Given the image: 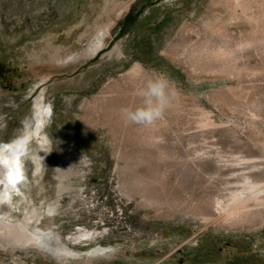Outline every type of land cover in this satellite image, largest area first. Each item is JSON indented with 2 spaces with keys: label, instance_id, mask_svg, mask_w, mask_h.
Here are the masks:
<instances>
[{
  "label": "rangeland",
  "instance_id": "1",
  "mask_svg": "<svg viewBox=\"0 0 264 264\" xmlns=\"http://www.w3.org/2000/svg\"><path fill=\"white\" fill-rule=\"evenodd\" d=\"M236 1L0 0V141H10L23 126L20 120L36 98L51 105L44 180L68 154L65 171L83 189L79 197L64 194L59 211L40 225L54 226L77 251L114 248L74 264H264V220L233 226L218 219L217 206L239 174L252 171L264 180V165L248 170L214 155H261L256 144L264 141V82L247 78L242 86L248 97H239L230 90L233 79L196 73L187 60L207 41V20L217 28L223 24L233 42L264 30V0H238L232 22L229 7ZM108 24L104 45L89 55L96 30ZM176 45L186 49L173 60ZM251 54L249 64H260V55ZM136 65L141 75L131 76ZM159 72L176 84L182 105L172 104L149 127L125 123L121 109L140 106L138 91ZM253 103L262 118L252 128ZM196 107L218 125L202 126ZM151 132L157 137L148 142ZM210 149L214 157L203 154ZM81 230L99 235L74 242ZM7 247L0 244V264L70 262L34 248Z\"/></svg>",
  "mask_w": 264,
  "mask_h": 264
},
{
  "label": "bare ground",
  "instance_id": "2",
  "mask_svg": "<svg viewBox=\"0 0 264 264\" xmlns=\"http://www.w3.org/2000/svg\"><path fill=\"white\" fill-rule=\"evenodd\" d=\"M230 1L232 2V0ZM218 3H215L213 6L218 5ZM239 5L240 3L238 0L230 5L229 12L231 11V21L235 19L234 9ZM120 14L121 13H119V15ZM236 16L238 17V15ZM212 24L210 23V20H207L206 26H208L210 29V32L207 35V41L204 40L205 42L196 45L194 51L187 55V60L194 68L196 73L209 74L212 79H233L236 85L234 87L232 86L230 90L234 95L239 94V97H245L247 94H249V92L247 91V88L242 86V83L245 82L247 78L254 75L256 80L264 82V30H254V32H252V34H250L251 36H248V38H241V40L233 42L234 40L232 41L228 38V34H224L222 32L221 26L223 24L219 26L220 28H217L216 24V27L211 26ZM111 26V24H108L96 30V34L93 36L88 46L87 53L89 55L95 54L104 45L106 36L109 35V28ZM224 30L225 29H223V31ZM185 49L186 45L183 47L176 45L171 51L173 60L179 59L180 55L182 54L183 50L185 51ZM253 52H256L258 53L257 55H260L261 61L260 64L251 66L248 60L253 58L251 54ZM139 74L140 68L136 65L132 68L131 76L136 77ZM200 76L202 75H198L197 78ZM252 78L253 77H251V79ZM182 96L183 95L177 93V97L173 104L178 106L180 104L182 105ZM220 96H222V94ZM220 96L213 98L215 103H218V100H221V98L224 97L222 96L220 98ZM243 101H245V99ZM221 102H223V100ZM228 105L230 104L228 103ZM248 105L250 104H247V106ZM256 105L253 103L254 110L252 109L253 113L251 112L252 110H250L252 115L248 120V124L252 128L257 125L255 119L259 116V109L257 110L258 105ZM31 109L32 111L25 114V116L20 120V122L23 123V126L13 132L12 139L8 142L0 141V151H2L4 145H13L18 141L26 140V146L22 155L23 170L26 179L22 184L17 185L21 192L20 196H17L11 189L7 188V173L3 167H0V180L4 181L3 184H0V201H7V205L5 203H0V244H7V248L13 251H15L17 248H23V250H25L24 248H34L35 250H39L40 252L46 254V256L54 258L57 262L59 259L61 261L69 259L70 262H67L68 264H74L80 261L87 263L94 258L109 255L110 251L114 250V248L111 246H94L87 252L71 249L64 241L63 237L56 230H54V226L52 227L47 224L40 225L42 219L46 215L56 214L59 211V207H61L60 202L64 194L68 193L73 194L74 197H79L81 195L80 191L83 189V187H77V183L73 184L70 174L65 171L64 166L70 160V155L68 154L61 158L60 163H58L56 166V172L52 179L47 181L44 180V174L48 167V159L50 155V146L48 145L49 141L44 130H46L45 125L47 124L48 117L51 113V105L44 104L42 97H38L34 100ZM196 110L201 116L200 123L202 126L212 127L218 125V123L212 120V118L209 116V112L199 107H196ZM236 111L239 110L236 109ZM225 114L227 115L226 112ZM245 114L242 115L245 116ZM155 137L157 136H153L152 134L149 138H147V140L149 139L148 142H152ZM256 146L261 151L260 156L249 154L241 155V152L239 151L230 152V159H226L227 153L223 152V150L217 151L214 155H216L217 161H223L224 159L231 160L237 165H243L244 169H254L260 165H264V163L253 162L254 159L264 158V141H262L261 144H256ZM193 149H195V147ZM209 151H204L203 154L210 155L212 150L211 152ZM211 155L214 157L213 153ZM195 159H199V157ZM75 160H77V158ZM126 168H129L130 170L133 169L132 167ZM251 172L243 173L241 175L239 174V176H237V180L234 181L236 187L230 189V192L226 196L227 198L224 196L226 199L221 200L223 197L219 199L217 205L219 210L218 219L222 222L233 225L245 222H255V220L258 222V219L264 220V180L256 179L257 177L255 178V175H253ZM133 179L132 181H134ZM136 182H138V180ZM200 212L202 213V211ZM98 235L99 233H94L93 231L91 232L89 230H81V232L77 234V237H75L73 241L79 242L80 240L86 239L89 242H93ZM58 264L60 263L58 262Z\"/></svg>",
  "mask_w": 264,
  "mask_h": 264
},
{
  "label": "clouds",
  "instance_id": "3",
  "mask_svg": "<svg viewBox=\"0 0 264 264\" xmlns=\"http://www.w3.org/2000/svg\"><path fill=\"white\" fill-rule=\"evenodd\" d=\"M137 94L142 98V104L134 108H122L121 116L125 123L144 127L152 126L163 119L177 97L175 85L163 72L147 79Z\"/></svg>",
  "mask_w": 264,
  "mask_h": 264
},
{
  "label": "snow or ice",
  "instance_id": "4",
  "mask_svg": "<svg viewBox=\"0 0 264 264\" xmlns=\"http://www.w3.org/2000/svg\"><path fill=\"white\" fill-rule=\"evenodd\" d=\"M25 146L26 140H21L13 145H4L3 150L0 151V167L6 170L7 188L11 189L17 196L21 195L17 185L22 184L26 179L22 163ZM3 183L4 181L0 180V184ZM0 203L7 205V201H0Z\"/></svg>",
  "mask_w": 264,
  "mask_h": 264
}]
</instances>
